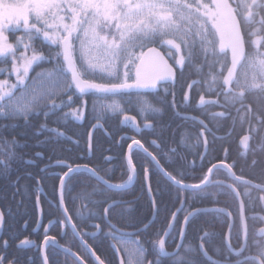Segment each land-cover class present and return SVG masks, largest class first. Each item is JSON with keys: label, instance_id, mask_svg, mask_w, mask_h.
I'll return each instance as SVG.
<instances>
[{"label": "snow or ice", "instance_id": "6c2138e0", "mask_svg": "<svg viewBox=\"0 0 264 264\" xmlns=\"http://www.w3.org/2000/svg\"><path fill=\"white\" fill-rule=\"evenodd\" d=\"M0 11L3 17L0 18V55L10 57L11 68L9 75H15L16 83H9L7 80L0 81V88H7L9 91L0 95V120L10 121V123L0 124V176L9 180L11 186L15 189L13 197L21 191L20 179L22 178L20 168H13V165L23 163L24 165H36L44 160L42 151L22 152L19 149L33 147L30 140H35L34 147L44 146L48 140L37 139L44 131H54L47 128V124H33V118L43 115L45 119L50 116H58V111L65 107H72L78 103V108L73 113L77 119L84 118V110L88 101L84 98L92 95L96 99L111 98L119 96L122 99L131 100L133 95H139L140 89L155 90V97L161 104H166L173 110L176 107L175 91L168 86V81L175 77V71L168 60L179 66V79L184 80L185 67H191L192 59L200 53L204 54L203 60L198 67L207 68V76L213 80L221 81L215 95L223 96L225 101L235 100L237 94L233 88L237 87V80H234V70L236 61L225 70L224 64L214 57L207 55L205 42L200 38L197 41L190 28L182 27L181 23L176 21L181 19L180 0H138L133 3L132 0H103V3L95 0H49L48 3H40L38 0H0ZM164 28L168 30L165 31ZM20 33V35H16ZM42 36L44 40L49 41L55 48L49 47L45 53L36 47V40ZM10 37H15V42H9ZM178 41V42H177ZM145 49L147 51H145ZM160 49H164L163 52ZM30 53V55H29ZM154 59L163 65L162 71L149 73L145 67L146 60ZM186 61L188 63L186 64ZM41 68V71H35L33 65ZM49 65L43 68V65ZM217 66H219L217 68ZM215 69V70H214ZM3 70L0 69V72ZM35 72L34 75L30 74ZM226 71V75H225ZM99 81V82H95ZM195 82L188 84L191 89ZM231 85L232 87H228ZM183 88V84H181ZM30 93L32 96L31 103L24 105H13L12 101L18 94ZM171 95L172 100L168 101L167 97ZM184 100H188V92H184ZM95 99L93 101V112L95 109ZM201 97V103H203ZM242 103V101H241ZM225 112L220 113L219 117H227L230 113L227 111V103L224 105ZM240 109H237L239 113ZM213 119H218L213 116ZM22 121V123H21ZM201 133L196 136L195 148L201 144L204 146L203 153L196 152L200 157L201 164L209 154V145L214 141H208L206 138L201 139L203 133L211 132L203 121H198ZM260 123H264L262 120ZM96 127V126H94ZM161 134L167 126L161 122L159 124ZM179 125L172 131L171 143L175 147H170L167 141L161 142L168 147V151L173 154L178 167L194 168L195 161L189 162L183 154L180 142L177 139ZM16 132L17 129L25 131L16 132L11 139L5 136L9 130ZM28 129L33 131L29 134ZM249 132L251 130L249 129ZM214 136V133H213ZM245 137L242 138V141ZM91 147V133H89ZM249 140V136H248ZM22 141V142H21ZM155 143V142H153ZM133 145L137 151L142 150L146 156L151 158V162L159 168V162L156 156L148 152L139 140H133L128 145L129 153L133 152ZM264 150V143L260 145ZM224 159H228V150L224 149ZM108 158L107 162H111ZM61 167L67 168L59 176L60 187L62 192L70 193L73 191L72 178L74 174L88 172L92 176L96 175L94 169H89L87 165L63 164ZM128 176V181L138 176L137 166L133 164L132 155L122 156L118 161ZM259 161L253 159L248 163L249 168H255ZM239 168V175L233 171ZM47 166L39 168L40 173H44ZM111 168L106 172H111ZM163 171V169H160ZM223 171L229 183H223L231 191L234 201V212H229L227 208L216 209L215 211L223 212L228 217L227 231L224 232V248L219 255L218 260L213 264H264V195L253 197L251 189L255 188L258 193H264V175L260 176V182L254 183L253 179H246L244 165L237 167V160L231 164L220 161L219 164H212L208 168V173ZM27 177L35 179L32 173L24 169ZM13 173H16L13 179ZM169 180L179 190L180 208L172 212L171 219L163 229H157L152 237H149L147 244L150 243L153 249L159 248L163 251L166 240L169 235L167 229L176 225L177 214L184 211L185 197L184 192L207 191L208 185L213 183L209 181L208 175H202L200 183L187 184L183 183L186 179L183 171H176L175 174L164 173ZM43 177H41L42 179ZM107 185L104 177H97ZM143 183L147 188L149 198L152 201L153 211L156 209V196L149 179V167H143ZM39 185V180H37ZM108 188L121 187L120 185H107ZM239 189V190H238ZM104 199L96 201L100 205L112 200L111 196L101 191L96 193ZM257 202L260 204V210L257 212ZM131 204L132 202H127ZM63 204V199L61 200ZM37 209L39 208V197H37ZM120 207V202L112 201L108 207L103 209L104 215L100 217L102 222H107L106 226L112 229V232L105 233L106 237L116 239L113 235L117 230L109 222L110 209ZM67 217V209L59 208ZM129 213L134 209L129 208ZM207 211L195 209L186 212L183 222L180 221L178 233L183 238L189 221L199 212ZM6 223L5 213L0 211V231H4ZM52 223V221H50ZM63 223V222H62ZM97 229L99 225H94ZM147 224H142L134 233H120L121 238L124 236H137V232L146 230ZM75 230V226H74ZM87 235V234H85ZM209 235L205 232L200 237L201 248L204 249L203 241ZM45 234V242L49 241ZM103 243V242H101ZM145 241H138L139 253L137 258L133 259L128 256L126 259H119L116 255L118 252H126L124 248H117L115 245H109L115 253L116 264H161L159 253L154 252L156 258H150L149 249L145 247ZM35 246L33 242L25 239L16 244L19 249H25L26 246ZM9 239L0 236V264H17V258L7 259V249ZM87 255L81 253L77 255L69 250L67 257H71L73 264H112V261L99 251L97 247L93 248L88 244H83ZM182 250L183 244L179 245ZM100 252V255H96ZM179 255V252L173 253ZM153 256V255H151ZM103 257V258H102ZM235 257V258H234ZM28 261L33 257L28 256ZM41 264H49L48 256L41 258ZM52 264H58L53 260ZM67 264V260L64 261Z\"/></svg>", "mask_w": 264, "mask_h": 264}, {"label": "trees", "instance_id": "16d2710c", "mask_svg": "<svg viewBox=\"0 0 264 264\" xmlns=\"http://www.w3.org/2000/svg\"><path fill=\"white\" fill-rule=\"evenodd\" d=\"M232 4L234 6V9L237 11L238 15L241 19V24L244 32L245 39H252L255 35H260L264 38V2L260 1L258 6L250 11V17H242L238 5L234 0H231ZM190 2V1H189ZM194 4L198 6V8H202V4H210L212 8L215 7L214 0H194ZM197 10V9H196ZM247 18V19H246ZM209 30L211 35V39L207 40L205 42L206 51L208 52L207 55L210 57L218 58L223 64L224 67L228 66L229 62V51H221L218 48V44L220 41L219 35L220 32L216 30L210 23L208 24ZM196 33H194L195 35ZM41 37V36H40ZM38 38L36 40V47L43 50L44 46L49 49L51 45L47 46L44 44L43 37ZM15 40V38L13 37ZM197 41L200 40V38H197ZM248 41V40H247ZM49 43V41H46V43ZM178 42V41H177ZM55 48V47H52ZM164 50V49H163ZM44 52V51H43ZM204 57L203 53L198 54L195 56L191 61V67H185L184 73L185 77L184 80L179 79V66L177 71V81L175 84H169V87H172V85H175L174 91H175V99H176V107L173 110L172 108L168 107L166 104H161L158 100V103H154L160 108L159 113H149L148 117L155 119L154 127L151 130L145 131L141 136H138L139 139L142 140V142L153 152L156 151V148L152 145L151 139H156L160 145L162 151L164 152L163 157L161 158V161L165 168L169 169L171 173H174L176 171H183L184 174H188L189 172L193 173L194 176L192 177V180L196 182V178L198 175L202 174L205 170L204 165L208 162V160L215 161L220 160L224 156V147L226 146L228 148V155L229 160H237V167L240 165H244L245 172L247 173L246 177H249L257 182H260V176L264 175V150L261 149L260 145L261 143H264V135H262V128L256 127V129H250L253 132L254 138L253 142L251 144V148L249 150H245L240 148L239 145V139L242 134H244L248 129V122L244 124V122H236L237 125V132L234 131L230 137L227 138L226 143L223 142H215L213 144L209 145V154L206 156L203 160V163L201 164L200 157L196 155V152L203 153L204 146L201 144L198 148H195L194 145L196 143V136L198 133H201L200 125L198 122L192 120L190 122H183L184 114L187 113H194V114H201V110L197 107H191L188 105L186 100H184V92H187L188 90V84L192 80H197L196 83V89H198V92H201L203 89L204 84L210 83L211 80H213L211 77L207 76V68H200L198 67L200 63L202 62ZM188 61H186V64ZM3 66L4 73L6 74L8 70L11 68V60L5 59V61L0 60V66ZM43 68L49 67V65L45 64L42 66ZM219 66H217L218 68ZM37 67L35 68V71H37ZM215 70V69H214ZM3 72H0V78L5 74ZM99 82V81H97ZM217 83H220V81H216ZM181 84H183V88H181ZM141 94V93H140ZM140 94L139 95H133L132 99L129 101L127 99H122L121 97H115L118 98L122 104L124 109L126 108L128 112L132 111L138 112L139 110V104H140ZM153 94L154 93H150ZM198 94V93H197ZM152 95V96H153ZM242 103H241V111L246 113H252L256 114L259 113L260 117L264 118V89H259L257 91H253L251 93H242ZM257 96V98H252L254 96ZM181 97H183L181 99ZM88 101V105L84 110V118L83 119H77V117L73 114L77 111L78 103L76 105H73L72 107H65L62 111H58V116H50L47 119L43 115H40L38 117L33 118V124L39 125V124H47L48 129H52L54 131H44L41 136L37 137L39 139L40 137H46L48 140V143L44 146H40L38 148H42L45 150V158H51V161H61L66 160L67 164H88L91 165L98 171L99 173L103 174L106 177H111L110 172H106L107 169L110 168L112 164H120L118 161L122 156L126 157V151L127 147L129 145L130 140L126 138H121V133L119 130H122L120 126L118 125L119 121V114H110L103 106L100 105V101L102 100H110L111 98H100L96 99L92 95H87L84 97ZM168 101L172 100V96L169 95ZM177 98H180L179 100ZM95 99V109L93 112V101ZM152 101V100H150ZM240 111V113H241ZM168 114L162 118H160L163 114ZM178 116V117H176ZM229 118V117H228ZM230 119V118H229ZM103 120V123L107 130L110 133V136L107 135L102 129L97 128L92 137L91 147L89 146V133L92 128V126L98 121ZM182 121V125L179 127V132L177 134V139L180 142V147L182 149L183 154L187 157V160L189 162L195 161V167L192 169H188L187 167L180 168L178 167L177 163H173V160L175 157L173 154H171L168 151V147L165 146L164 143L161 141H167L168 145L170 147H175L171 143V135L172 131L176 129L178 123ZM230 121L232 119L228 120L226 123V126L229 128ZM163 122L167 126L166 130L163 131L161 134V129L159 127V124ZM233 122V121H232ZM231 122V123H232ZM10 123V121L1 120L0 124H6ZM22 123V122H21ZM263 125V123L261 124ZM248 129V130H249ZM257 130H259L257 132ZM25 131V129H17L16 132ZM29 134L33 131L32 129H28ZM61 131V132H59ZM16 132H12L10 129L8 132H5V136L11 139V136L16 135ZM11 133V136L9 135ZM121 139V141H120ZM202 139V137H201ZM22 142V141H21ZM33 143L35 145V140H33ZM2 147H0V151H2ZM241 151V156L239 155ZM112 155L114 158L113 161H108V156ZM133 161L136 164L138 168V180L137 184H143V167L144 165L149 167V170L151 171V185L152 189L155 194L158 192L159 187H163V185H167L168 187L166 189H163V194L166 193L168 195L171 194V190L176 189V186L172 184L171 182L167 181V179H164L162 175L155 170L153 162H151V158L146 156L144 153L137 151H134L132 154ZM168 158H170L169 161ZM253 159H257L259 163L257 166L253 168L248 167V163H250ZM23 167V166H22ZM239 170V168H237ZM120 173V179L124 180L127 178V175L123 173V168L121 166V169L119 170ZM118 175H114V178H117ZM15 177V176H14ZM109 177V178H110ZM3 177L0 176V209L2 212L5 213V217L8 218L7 225L3 231L2 236H7L9 239V246L7 251V259L11 260L13 256L17 258V264H41V258H42V240L43 235L40 233L32 232L30 229L24 228V225L28 222L29 226L34 225L37 221L34 208L31 207V200L29 198L30 195H32V182L30 180H23V183H21V191L13 197V192L15 189L11 186L9 180L7 179V182L2 179ZM199 178V177H198ZM162 180L160 183L159 180ZM75 181L74 184H79L78 186H82V197L78 198L79 202L74 206L73 204H67V208L72 210V216L74 215H83V218H89L87 220H82L83 224H88L89 220H92V218L97 216H102L101 209L103 208L102 205L94 204L88 205V207H85L86 203H89V200L94 199V195L92 196V193H87L89 190H94L93 185L95 186H103L101 183H99L95 176H92L88 172H80L78 174H74L72 181ZM59 182L56 181L53 185V187L50 186V190H48L47 198H49L53 205H51V208L59 213V199H58V184ZM37 187V186H36ZM144 188V186H143ZM256 190V189H255ZM191 191V190H190ZM216 193L213 195L206 196L203 191H197V192H191L187 193L192 195L193 197V204L195 206L197 205H214L218 204L217 201H215L213 198L217 196V190L215 189ZM231 192V191H230ZM257 192V190H256ZM232 194V193H230ZM260 194V193H259ZM178 201L177 206L180 205V195L178 193ZM145 197L147 195L145 194ZM43 199V198H42ZM96 201H99V198L96 199ZM228 206V205H227ZM147 207V208H146ZM151 204L149 203L148 199L143 205H141L138 213H130L125 215L124 218L119 219L120 222L123 224V227H135L138 224H141L142 222L146 221L149 218V214L151 213ZM176 206L172 208V210H175ZM174 212V211H173ZM172 214V212H171ZM171 215L168 217L160 216V224L161 226L165 225V222L169 220ZM180 217V216H179ZM216 217H219V213H213V212H199L196 214L190 221V226L188 229V235L187 239H191L192 242L195 243V249L194 253L191 258L195 260V263L192 264H213L209 260H207L203 254L201 253L199 249V244L201 243L200 237L203 236V234L208 231L209 235L204 239L203 245L205 246L206 250L214 257L219 258V255L221 254L224 243V232H226V227L228 224V218L226 216L224 217V222L226 225H221V227L218 225V221ZM162 218H164L162 220ZM178 218V217H177ZM80 220L76 219V222L79 223ZM216 221L217 226L214 225V222ZM156 223L158 224L159 221L156 220ZM152 233V232H151ZM178 233V232H177ZM53 236H56L60 243L68 244L67 239H62L60 233L58 230H52L50 233ZM34 239L36 241L35 246H26L25 249H19L16 247V244L20 243V241L24 239ZM77 241V240H76ZM92 245V244H91ZM99 246L101 248H98L100 252H102L105 256H107L111 261L112 264H116V258L115 253L112 250V248L109 246L107 242L100 243ZM82 247V246H81ZM95 248V246H93ZM149 252H154V249L152 248V245L148 243ZM80 248L77 247L76 250H79ZM84 249H82L83 251ZM68 251L65 249H60L56 247L54 244H50L47 246L46 253L48 256L49 264H52L53 260L57 261L58 264H64V261L67 260V264H73V261L71 257H67L66 253ZM100 252H97V254L100 255ZM82 253V252H80ZM31 256L33 257L32 261H28L27 257ZM117 264L118 260H117Z\"/></svg>", "mask_w": 264, "mask_h": 264}, {"label": "flooded vegetation", "instance_id": "af4514ba", "mask_svg": "<svg viewBox=\"0 0 264 264\" xmlns=\"http://www.w3.org/2000/svg\"><path fill=\"white\" fill-rule=\"evenodd\" d=\"M16 35H20V33H17ZM219 38H220V41H219V44L217 45L218 48L223 52L227 51V50L229 51V62H228V66L225 67V70H227V68L231 64V50H230V44L228 41V36L226 33L224 23H223V33L219 35ZM247 40H245L246 49H247L246 50V56L240 64V67H239L238 73H237V77L235 79V80H237V87L233 88V91L237 94V98L235 100L230 99L229 101L226 102L225 98L222 95L217 96L214 94L215 91L219 88L221 81H220V83H217L216 82L217 80H211L210 83L204 84L201 92H198V89H196L197 80H192L190 82V83L195 82V84L191 89L188 88V90H187L188 100H186V102L192 108L193 107L199 108L201 110V114H199V115L194 114V113L184 114L183 115L184 116L183 122H190L192 120H194L196 122L203 121V123L206 124L209 129H211V132L203 133L202 134V140L206 138L208 141H214V143L215 142L226 143L227 138L230 137L234 131H236V132L238 131L237 130L238 128L236 125L237 121L244 122V124L246 122H248V129L249 128L250 129H252V128L256 129V127L259 126V128H262V135H264V123H263V125H261L262 123H260L262 120H264V118L260 117L258 112L256 114H253V109L251 111L252 113H246V112L241 111V108H242L241 107V100L243 98L242 93H244V91L246 93L252 94L253 91H257L259 89H264V83H262V82L258 83L255 86L254 85L251 86L249 84L248 85H245V84L242 85L240 82V71L244 67L247 60H249L251 58H255L258 60L259 64L262 63L260 65H264V38L260 35H255L252 39H247ZM9 42H13V43L15 42L13 37L9 38ZM44 44L48 46V44L46 42H44ZM43 48L44 49L42 51H44L46 53L48 51L47 47L44 46ZM29 55H30V53H29ZM5 59H7L6 56L0 55V60L5 61ZM170 62L175 67L176 81H177L178 67H177V65H175L173 63L172 60H170ZM0 69L4 70L2 65L0 66ZM226 74L227 73L225 71V75ZM175 83L168 82V85L169 84H175ZM3 89L6 90L7 88H3ZM5 90H2L0 95L1 94L4 95ZM150 93H155V92H141L140 98H143L146 100H152V102L158 103L157 98L155 97V94L153 95ZM116 97H118V96H116ZM201 97H203V100L205 101L204 103H201ZM182 98L183 97H181V99ZM252 98H257V96L255 95ZM263 98H264V96H263ZM177 99L179 100L180 98H177ZM167 100H168V98H167ZM0 103H3V102L0 101ZM226 103H227V111L230 113V115L227 116L226 118L225 117H219L220 113L225 112L224 105ZM237 109H240L241 113H240V111L238 113ZM120 114H122V115H119L118 125L122 129V130H119V132L121 133V138L129 139L130 140L129 144H131L134 139L139 140L141 142V144L144 146V148H146L148 150L149 153H151L153 156L157 157L159 165L167 173L172 174L169 171V169L164 167V165L161 161V158L163 157L164 152L158 151V150H162L160 143L156 139H151L152 145L156 148V151L153 152L142 142L141 139L138 138V136H141L145 131L151 130L154 127V124L156 123L155 119H153L151 117L149 118L148 116L144 117L143 114H141L137 111H136V113L132 112V111L128 112V110L126 108L123 111V113H120ZM166 115H168V114L164 113L163 115L160 116V118H162ZM214 115L217 116L218 119H213L212 117ZM176 117H178V116H176ZM228 117L230 119H232V121H233V122L230 121L229 128L226 126L227 121L230 120ZM133 118L136 120V123L133 121ZM190 119H192V120H190ZM99 121L102 122V124H103V127H101L100 129H102L107 135L110 136V133L107 130V128L105 127L103 120H98L97 122H99ZM0 123H1V120H0ZM182 124H183L182 121L180 123H178L179 126H181ZM248 129L244 134L241 135V137L239 139L240 148L244 149L245 153H246V150H249L251 148V144H252L253 138H254L253 132L252 131L249 132ZM201 131L202 130H200V132ZM258 131L259 130H257V132ZM59 132H61V131H59ZM213 133H214V136H213ZM246 136H249V140H248L249 146L247 148H244V147H242V138L246 137ZM39 139L45 140L47 138L44 136L42 138L40 137ZM120 141H121V139H120ZM153 142H155V143H153ZM29 143H30V145H33V147L25 148V149H19L18 151L29 152V153L35 152V151H42L44 153L43 162H40L36 165H24L23 163H20L18 165L14 164L13 168L19 167L21 170L19 173V175L22 177L20 179V185H21V183H23V180H30L32 182V195H30L29 198L31 200V207L34 208L37 221L34 225H31V226H29V223L27 222L24 225V228L30 229L32 232L40 233L41 235H43L41 248H42V245L44 242L45 234H47L48 232L50 233L52 230H58L62 239H67L66 241H68V244L67 243L66 244L60 243L58 238L56 236L51 235V234H47V236L55 238L57 243L60 244L61 247L65 248L67 250H71V252H74L75 254L80 255L81 254L80 252H82L84 255H87L85 250L82 251V249H84V247H83L84 243L88 244L91 247L95 246L97 248H101V246H99V244L101 242H107L109 245L117 246L118 249L119 248L126 249L127 255L125 252H121L123 259L128 258V256H131L135 251H137V255L135 256L137 258L138 253H139V248H138L137 242L138 241H145L146 243L144 244V246L148 247L147 241H148L149 237H152L157 229H163L168 223V221H167V222H165L164 226H161L160 216L162 215L164 217H168L169 215H171V212L176 211V209L172 210L173 207H175V206H176V208L181 207V205L177 206V201L179 198V196H178L179 190L177 189V187H176V189L171 190L172 195H168L166 193L163 194V189H166L168 187L167 185H163V183H162L163 187L158 188L157 194H155L153 191V194L156 196V209H155V211H153L152 201L149 198L147 188L144 186V183L143 184H141V183L137 184V180H138L139 176H137V178L134 177L132 181H128V176L124 180H119L120 179L119 170L121 169L120 164H112L110 166V168L112 170L110 172L111 177L109 176L110 177L109 178V177H106L103 174L99 173L98 171H96V169L94 167H92L91 165L75 163V164H73V167H75L76 165H87L89 168L94 169L96 171V173L99 174L101 177H104V179L107 182H109L110 185H120L121 186V187H117V188H108L107 185L104 184L103 182L99 181L97 179V176L95 175L97 181L99 183H101V185H103V186H96L95 193H93L95 190L94 185H93L94 190H90V191L88 190L87 191V193H92V196L94 195V199L89 200V203H86L85 207H88V205H91V204L92 205L96 204L95 202H96L97 198H99V201H102L104 199V197L96 194L98 192L103 191L106 193V195L112 197V200L108 201L107 203L101 204L103 207L100 210L102 216L104 215L103 209L105 207H108L109 204L112 203V201L120 202V207H114V208L110 209V216H109V222L117 230L116 232L113 233V235L116 236V239H112L111 237H106L105 233L112 232V229L106 226L107 222L101 221L100 217H102V216L99 215L96 217V215H95V217L92 218V220H89L88 224L82 225V220H87L89 218H83V215L72 216L71 208L70 209L67 208L68 203L73 204L75 206L79 202L78 198L82 197V186H78L79 184H74V182H75L74 180L72 181L73 186H74L73 191H71L70 193L62 192L63 204H61V198L59 195V190H60L59 176L62 175L63 172L67 171V168L61 167L59 162H62L63 164H67V161L61 160V161H53L52 162L51 158H45L46 153H45L44 149L34 147L33 140H30ZM224 149L228 150V148L226 146L224 147ZM134 151L136 152L135 145L133 146V152ZM133 152L129 153V149L127 147L126 157L128 156V154L132 155ZM140 152L144 153L142 150H140ZM223 154L225 156V153H223ZM239 155L241 156V151H240ZM224 156L220 160H215V161L208 160V162L204 165V168H205L204 172L202 174L198 175V177L200 178L202 175L207 174L209 181L213 182V183H210L208 185L207 191H203V193H205L206 196L213 195L216 193V191H215V189H216L218 191L217 196L213 199L215 201H217L218 204L195 206L193 204L192 195L187 194V193H191L192 191L186 190L184 192V197H185V201H186L184 204V211H181L177 214L178 218L176 217V225L172 227V230H171V232H170V234L166 240V244H165L163 251H161L159 248H157L156 250L154 249V252L159 253V258L161 259V264H192V263H195V260L193 258H191L193 253H194L195 243L192 242L191 239H187L188 229H189L191 220L189 221L187 231H186L183 238H181L179 233H177L180 221L183 222L184 215L186 212H191V211H194L195 209H204V208H211V207L227 208L229 212H234V209H233L234 201L232 198V194H230L231 192L226 187V185L223 184V183H229L230 179L227 178L226 173H224L223 171H219L218 173H216L215 170L213 173H208V171H207L208 168L212 166V164H219L220 161H222V160L226 164H231L234 161V160H229V158L225 160ZM108 158L113 159L114 157L112 155H109ZM112 159H111V161H113ZM169 159L170 158H168V160ZM169 161H171V160H169ZM133 164L136 165L134 163V161H133ZM153 164L155 167L154 169L157 170L162 175V177L164 179H167V181H169L173 184V182L171 180H169L166 175H164V172L160 170L161 168L160 167L158 168L155 165V163H153ZM45 166H47L46 172L40 173L38 171V169L43 168ZM24 169H27V171L31 172L33 177H35V179L27 177L25 172H24ZM137 171H138V168H137ZM233 171L236 172L237 175L240 174L239 170L237 168H234ZM123 173H124V169H123ZM16 175H17L16 173H13L12 178L15 179ZM114 175H118L117 178H114ZM151 175H152L151 171L149 170L150 183H151ZM191 176H194V174L191 172H189L188 174L186 173L185 174L186 179L183 181V183H187V184H198V183H200V179L198 177L196 178L197 180L195 182L192 180ZM2 177H3L2 179L7 182V179L4 176H2ZM41 177H43V178L41 179ZM246 179H251V178L246 177ZM37 180H39V185H37ZM56 181L59 182L58 183L59 184L58 185L59 207L60 208H66L68 210L66 215H67V217L69 215L71 222L69 221V219L66 220L65 213L63 211H60L59 213L55 212L51 208V205H53L52 201L49 198H47L46 194H48V190H50V186L52 185L51 187H53V185ZM159 182L161 183L162 180L160 179ZM254 183H259V182L254 180ZM143 186H144V188H143ZM251 192H252L253 197H255L259 194L258 192H256L255 188H252ZM145 194L147 195V197H145ZM259 195H264V193H260ZM37 197H39V208H40V210H42V214L40 211H38L37 206H36L37 205ZM147 199H148L149 203L151 204V209L148 207L151 210V213H148L150 215L149 218L146 221L142 222L141 224L136 225L135 227H123V224L120 222L119 219L124 218L125 215H127V214L130 215V213L128 211L129 208L134 209V211L132 213H138L141 205H143V203H145L147 201ZM127 202H132V203L129 204ZM256 210H257V212H259V210H260L259 202H257ZM0 211H2V210L0 209ZM202 212L219 213L220 219L218 217H216V219L218 218L217 219L218 225L220 227H221V225H226L225 224L226 222L224 221V217H223L226 215L223 212H219V211H202ZM5 219H6V223H5L4 229H5L7 222H8V218L5 217ZM76 219L80 220L79 223L76 222ZM163 219L164 218H162V220ZM170 219H171V216H170L169 220ZM156 220L159 221L158 224L156 223ZM50 221H52V223H50ZM142 224H147L148 228L146 230H141V231L137 232L136 233L137 236H132V237L124 236L123 238H121L120 233H134L136 231V229H139L141 227ZM94 225H99V228L102 229V231H100L99 229L94 227ZM214 225L217 226L216 221L214 222ZM74 226H75V230H74ZM226 231H227V227H226ZM206 232H208V231H206ZM2 234H3V231H2L0 236H2ZM85 234H87V235H85ZM204 234H203V236H204ZM79 236L82 239H80ZM27 240L33 242L34 245H36V241L34 239L28 238ZM181 241H182L181 244H183V248H182V250L179 248L176 251V249L178 248ZM52 243L53 242H50L49 245ZM54 245L57 247V244H54ZM30 246H32V245H30ZM77 247L80 248L79 249L80 251L76 250ZM204 248H205V246H204ZM199 249L201 251V245L200 244H199ZM174 251L179 252V255L171 254ZM154 252L148 253L150 255V258H156ZM208 254L210 256H212L209 252H208ZM96 255H99V254L96 253ZM116 255L118 256V254H116ZM151 255H153V256H151ZM212 257L217 259V260L219 259V258L214 257V256H212ZM118 258H119V256H118ZM118 263H119V259H118Z\"/></svg>", "mask_w": 264, "mask_h": 264}, {"label": "rangeland", "instance_id": "374dc122", "mask_svg": "<svg viewBox=\"0 0 264 264\" xmlns=\"http://www.w3.org/2000/svg\"><path fill=\"white\" fill-rule=\"evenodd\" d=\"M193 1L194 0H180L181 8H182V12L180 14L181 19L180 21L177 20L176 22L181 23L182 27L190 28L192 30L193 35L194 33H196L195 36L197 38L203 39L205 42L211 39V35H212L209 30V26H208L209 23L216 30H218L220 34H222L223 33V22H222L221 17L219 16V10L217 6L215 5V7L212 8L210 4H206V5L202 4L203 5L202 8H198V6L193 3ZM234 1L238 5L241 13L243 12V14H240L242 17L244 16L250 17V11H252L253 9L255 10V8L258 6L260 1L264 2V0H234ZM38 2L48 3L49 0H38ZM95 2L103 3V0H95ZM132 2L136 3L138 2V0H132ZM2 17H3V12L0 11V18ZM164 30L167 31L168 29L164 28ZM43 42H46V40H44ZM47 44L51 45L50 42L49 43L47 42ZM52 47H55V45H51V48ZM7 59H10V57H7ZM260 64L258 63V60L255 58H251L247 60L244 67L240 71V82L242 85L249 84L251 86L253 85L255 86L260 82L264 83V65H260ZM33 68L34 69L36 68L35 64L33 65ZM37 69H38L37 71L42 70L41 68H37ZM4 71L5 70H3L2 72L4 73ZM8 72L6 74L4 73L5 76L3 75L0 78V81L7 80L9 83H12V84L16 83L15 75H9ZM30 74L34 75L35 72L30 71ZM2 90H5V89L0 88V93L2 92ZM6 90H5V93L9 91L8 89ZM31 101H32V96L30 93L18 94L17 97L13 99L12 104L20 106L26 103H31ZM108 107L112 110L116 108L114 104H110L108 105ZM136 255H137V251H135L131 255V257L135 259Z\"/></svg>", "mask_w": 264, "mask_h": 264}, {"label": "water", "instance_id": "95a60500", "mask_svg": "<svg viewBox=\"0 0 264 264\" xmlns=\"http://www.w3.org/2000/svg\"><path fill=\"white\" fill-rule=\"evenodd\" d=\"M215 2L217 3V6H218L219 11H220V14H221V17H222V19L224 21L226 33H227V36H228V41H229V44H230V47H231V64H232L233 60H235L237 62L236 63V66H235V70H234V80H235L236 79V76H237V72H238L239 65H240L241 61L244 59L245 55H246V44H245L244 33H243V30H242V26H241L240 19H239L238 15H237L236 11L234 10V7H233L232 3L230 2V0H215ZM145 51H147V50H145ZM160 51L163 52L161 49H160ZM168 63L170 65H172L169 60H168ZM145 67H146V69H147V71L149 73H153V72H156V71H162L163 70V65L159 64L157 61H155L152 58H149L148 60H146ZM173 68H174V66H173ZM174 71H175V77L174 78H171L168 81L170 83H175V81H176V70H175V68H174ZM228 87L231 88V85H229ZM154 91L155 90H152V89H140L139 90V92H154ZM133 121L136 123V120L134 118H133ZM94 126H96V127H94ZM101 127H103L102 122H97V123H95L93 125V127L90 130V133H91V142H92V137H93L94 131L97 128H101ZM248 146H249L248 145V136H246L245 139L242 141V147L247 148ZM159 167L161 169H163L160 165H159ZM89 169H91V168H89ZM163 172L164 173H167L164 169H163ZM96 176L97 177H101L97 173H96ZM107 185H110V183L107 182ZM59 195H60V198L62 200L61 187H60V190H59ZM216 209H222V208H219V207H211V208H204L203 210L215 211ZM68 217H69V215H68ZM69 221L71 222V219H69ZM171 230H172V228L171 229H167V231H169V234H170ZM1 233H2V231H0V235H1ZM49 238L50 239H49L48 242H45V240L43 242V245H42V256L46 255V248H47L48 243H50V242H53V243L57 244V247L60 248V249H65V248H62L61 245L57 243V241H56L55 238H53V237H49ZM80 239H82V238L80 237ZM181 243H182V241L180 242L179 245H181ZM178 249H179V246L176 249V251ZM65 250H67V249H65ZM67 251H69V250H67ZM176 251H174L173 253H175ZM201 252L203 253V255L210 262L213 263L214 260H217V259L213 258L212 256H210L208 254V252L205 251V250H203L202 248H201ZM72 253H74V252H72ZM173 253H171V254H173ZM117 254L119 256V259H123L122 258V255H121V252H118Z\"/></svg>", "mask_w": 264, "mask_h": 264}]
</instances>
